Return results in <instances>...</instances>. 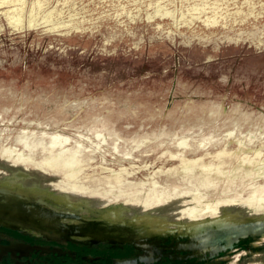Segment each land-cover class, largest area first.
<instances>
[{
  "label": "rangeland",
  "instance_id": "rangeland-1",
  "mask_svg": "<svg viewBox=\"0 0 264 264\" xmlns=\"http://www.w3.org/2000/svg\"><path fill=\"white\" fill-rule=\"evenodd\" d=\"M30 4L25 0L26 15ZM40 6L39 21L46 14L68 25L15 30L2 14L13 5L0 8V146L22 150L16 139L23 134L35 141L67 135L69 146L81 150L79 180L101 189L120 172L125 183H144L141 193L153 177L161 185L187 180L192 173L167 172L184 169L182 154L214 165L206 169L217 185L199 187L202 203L264 196V0H40ZM230 129L235 137L226 138ZM184 138L189 145L182 148ZM259 148L261 160L248 165L244 156ZM108 201L81 209L94 216L99 208L128 207L123 195ZM111 244L98 247L132 249ZM253 244L254 252L237 250L238 258L220 264H264V238Z\"/></svg>",
  "mask_w": 264,
  "mask_h": 264
},
{
  "label": "bare ground",
  "instance_id": "bare-ground-1",
  "mask_svg": "<svg viewBox=\"0 0 264 264\" xmlns=\"http://www.w3.org/2000/svg\"><path fill=\"white\" fill-rule=\"evenodd\" d=\"M10 4H12L13 7H8ZM3 7H8L2 10V14L4 13L8 25L15 30H24L26 27L37 28L41 23H45L46 25L51 24V30L52 28L68 25L61 23V21L52 22L46 14L42 16L43 20L39 21L38 14L41 8L40 0H32V5L27 15L25 14V0H0V8ZM70 27L71 24L69 28ZM86 130H88V128H86ZM19 134H21V132ZM224 134L226 138L235 137V131L233 129L228 130ZM185 136H187V134ZM29 137V135L23 134L16 139L24 146L22 150L11 145L0 146V157L4 158L6 162L3 161L6 170L0 175V225L10 226L24 232H35L43 236H48L46 238H56L53 239L56 241L60 239H70L81 242L89 241V243H99V241L118 240L121 242L118 244L127 242L141 248L152 247L151 244L146 243L148 231L162 230L165 228H183L178 222H171L172 215H176L183 211L182 203L201 201L203 199V195L199 190L200 186L217 185V178L211 176L206 169L207 166H214L212 162L208 163L210 165H206V162H200V158H186L181 154V158H179L181 160V166L184 169L180 171H178L177 168L174 169V171L168 169L167 172L175 177H177L181 171L184 173H192L187 180L185 176L177 177V179L179 178V182L177 181L178 183L190 185V188H178L170 183L169 185H161L159 181L153 177L148 182L147 190L141 193L142 188H140L139 185H143L144 183H135L131 181L125 183L121 173L115 172L104 181L108 184L105 186L109 188V190H103V193L105 196L110 197L106 198L105 201H111L114 197L123 195L124 199L127 201L128 207H108L102 210L96 217H90L75 212L78 205L85 203L83 198H87L85 194L89 191L85 189V186L81 185V183L86 182L78 179V175L83 166L82 164V166L80 165L79 153L81 150L79 147L69 146V137L61 133L50 134L47 141L44 139H39L37 141L29 140ZM96 137L106 140L104 134L100 131H97ZM187 139H181L178 145L182 148L187 147L189 145ZM236 139L240 144L245 143L243 138ZM249 142H251L250 137ZM207 143L208 142H206V144ZM38 145L42 148V155L39 160L34 156L35 148ZM26 149L28 150L27 153H25ZM260 150V148L255 150L256 156L252 158L248 155L244 156L247 159L246 163L248 165H254L258 159L261 160ZM243 152L244 151H242V153ZM173 153L171 155L175 159L177 156ZM88 160H90V158H88ZM138 164L139 162L137 165ZM124 165H126V163ZM243 165L245 164L239 166ZM91 166L93 167V165ZM96 166L97 165H95V167ZM199 166L204 167L205 173L203 171L199 173ZM261 166H264V160L261 162ZM132 167H134V165ZM194 169L198 170L197 174H195ZM40 172L46 173L47 175L40 174ZM240 172L242 171L240 170ZM48 173H53L54 175L60 174L62 177L50 178ZM155 173H157V171H154V174ZM47 176L50 179H47ZM56 179L58 180L56 181ZM181 180L183 182H181ZM74 193L78 196L76 197ZM223 193L226 194V191ZM228 197L229 196L218 197L213 199L214 202H212L213 200L210 202L208 201L209 203L203 205L204 210L199 212V214H209V217H202L200 220H196L194 217H187L184 223V229L190 232L196 230L202 231L203 234L199 236L206 241L211 238L213 239L215 236V244L210 241L207 243L203 242L202 244L210 246L216 245L219 249L230 244L231 240H235L245 234L264 233V211H262L261 208H251L248 206L240 208L238 206L235 207V205L234 208L237 209L231 210L229 208L230 201ZM142 200L143 202H141ZM157 200H161V203L156 204L158 202ZM140 203H142V205H140ZM151 203L156 205L150 206ZM128 208L132 210L129 213L126 212ZM262 215L263 217H261ZM133 240H135L134 243ZM175 245L178 247L184 246V249L194 247V245H197V243H195V235L192 234L190 240L186 242H177ZM194 255H199V253L193 252L191 254L182 255V257ZM200 256L204 257V255ZM153 258L154 256L151 257L146 253L140 252L138 257H126L121 259V261L116 258L114 261L133 264L136 259L148 262Z\"/></svg>",
  "mask_w": 264,
  "mask_h": 264
},
{
  "label": "flooded vegetation",
  "instance_id": "flooded-vegetation-1",
  "mask_svg": "<svg viewBox=\"0 0 264 264\" xmlns=\"http://www.w3.org/2000/svg\"><path fill=\"white\" fill-rule=\"evenodd\" d=\"M237 169L243 172L246 169V165L239 166L237 165ZM195 174H197V169H194ZM249 171V170H248ZM247 171V172H248ZM201 173V171H199ZM181 182H183L181 180ZM105 183V182H104ZM179 184L184 183H172L171 185L176 186L178 188H190V185L184 184L183 187H180ZM82 186H85V189L89 190L85 197L83 198L84 202L89 203L93 207L97 202L104 203L106 198H110L104 195L103 190H109L105 186L98 189L97 187H92L87 183H81ZM226 188V187H225ZM76 195V193H74ZM78 195H76L77 197ZM97 197V198H95ZM90 198V199H89ZM118 197H114L117 199ZM230 209L234 210V208L238 206L240 208L251 207V208H261L264 211V196L257 195L255 192L252 193L251 196H247V198H238V197H228ZM93 201V202H92ZM156 204L161 203V200H157ZM212 200H209V202ZM143 202V200L141 201ZM196 205L190 206V203H182L183 211L176 215H172L171 222H178L181 224L183 228L181 229H162V230H153L147 232L146 243L151 244L152 247L141 248L132 244L130 251L119 249L117 247H109L106 245L103 248H99L100 244H110L111 245H119V246H127V242L125 244L121 243L118 240L115 241H99V242H109V243H94V244H77L71 241H67L68 239H60L62 241H56L51 239H46L38 233H23L18 229H14L10 226L0 225V264H111L114 258L121 257H138L139 253H146L147 255L153 257V259L149 260L150 264H220L221 261H225L230 257L238 256L237 250L246 249L249 252H254V250L258 247V245L253 244V239H244L241 240L238 245L231 251L221 252L217 257L210 258L208 260H197L195 257H182V255L191 254L193 252H198L199 255H204V257H208L209 255L215 254L219 252L221 249H225L229 244L225 245L223 248H218L216 245H203L202 243H207L208 241L215 244V236L214 238L206 241L203 239L200 234H203L202 231L196 230L194 232H190L184 229V223L186 218H196V220H200L202 217H209V214L200 215L199 212L204 210V204H208L209 202L202 203L201 201H193ZM214 202V200L212 201ZM82 204V203H81ZM81 204L75 209V212L85 214V211L81 209ZM156 204L151 203L150 206H154ZM142 205V203H140ZM187 205V206H186ZM117 206V205H116ZM110 206V207H116ZM147 207V206H146ZM106 208H99L95 211L94 216L96 217L100 214L102 210ZM169 233H174L175 236H187L188 240H190L192 234L195 235V243L194 247H189L188 249H184V246L178 247L173 244H169V241H165L166 237ZM246 235H251L254 238L262 237L264 238V233H248ZM239 238V237H238ZM237 238V239H238ZM56 239V238H54ZM231 240L230 243L236 241ZM188 240H179L178 242H186ZM77 241V240H76ZM81 242V241H80ZM85 242V241H82ZM89 243V241H87ZM135 240H133V243ZM177 243V242H176ZM136 247V250L134 246ZM124 248V247H123ZM185 251L186 253H182ZM171 257L181 256L183 259H171ZM201 257V256H200ZM238 258V257H237ZM134 264H148L142 261H138Z\"/></svg>",
  "mask_w": 264,
  "mask_h": 264
},
{
  "label": "water",
  "instance_id": "water-1",
  "mask_svg": "<svg viewBox=\"0 0 264 264\" xmlns=\"http://www.w3.org/2000/svg\"><path fill=\"white\" fill-rule=\"evenodd\" d=\"M261 217H263V215H262ZM170 236L173 237V239H172L171 241L169 240V237H170ZM244 239H253V240H255V238H254V237H251V235L240 236L236 241L230 243L225 249H221L219 252H217V253H215V254L209 255L208 257H200V256H193V257H195L197 260H208V259H210V258L217 257L221 252H225V251H231V250H233V249L238 245V243H239L241 240H244ZM179 240H188V237H187V236H182V235H180V236H175L174 233H169V235H168V236L166 237V239H165L166 242L169 241V244H173V243L176 244V242H178ZM127 244H130V243H127ZM130 245H132V244H130ZM168 257H169V256H168ZM121 258H125V257H121ZM169 258H171V257H169ZM114 259H116V258H114ZM114 259H113V261H112L111 264H131V263H125V262H117V261L115 262ZM117 259H119V258H117ZM171 259H172V258H171ZM181 259H183V258H181ZM138 261H142V262H144V263H148V264H150L149 262L143 261V260H141V259H140V260L138 259ZM136 262H137V259L135 260L134 263H136ZM134 263H133V264H134Z\"/></svg>",
  "mask_w": 264,
  "mask_h": 264
}]
</instances>
